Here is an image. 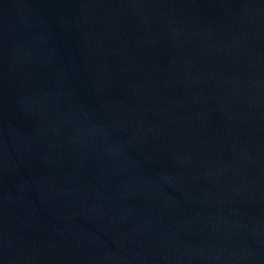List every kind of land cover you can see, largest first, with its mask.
I'll return each mask as SVG.
<instances>
[{
	"label": "water",
	"instance_id": "95a60500",
	"mask_svg": "<svg viewBox=\"0 0 264 264\" xmlns=\"http://www.w3.org/2000/svg\"><path fill=\"white\" fill-rule=\"evenodd\" d=\"M0 264H264V0H0Z\"/></svg>",
	"mask_w": 264,
	"mask_h": 264
}]
</instances>
